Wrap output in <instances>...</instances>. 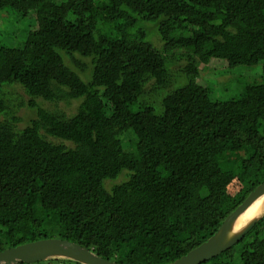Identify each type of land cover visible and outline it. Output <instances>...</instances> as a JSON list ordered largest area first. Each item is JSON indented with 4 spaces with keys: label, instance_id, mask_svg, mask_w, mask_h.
Listing matches in <instances>:
<instances>
[{
    "label": "trees",
    "instance_id": "trees-1",
    "mask_svg": "<svg viewBox=\"0 0 264 264\" xmlns=\"http://www.w3.org/2000/svg\"><path fill=\"white\" fill-rule=\"evenodd\" d=\"M0 18V253L57 238L171 264L264 183V0H0ZM215 61L262 77L213 100ZM219 175L236 188L215 195ZM204 264H264V217Z\"/></svg>",
    "mask_w": 264,
    "mask_h": 264
},
{
    "label": "water",
    "instance_id": "water-1",
    "mask_svg": "<svg viewBox=\"0 0 264 264\" xmlns=\"http://www.w3.org/2000/svg\"><path fill=\"white\" fill-rule=\"evenodd\" d=\"M262 196L264 183L228 216L214 236L171 264H204L238 244L264 217L262 213L239 230L234 229L239 218ZM51 260H71L80 264H119L101 258L79 244L57 238L25 244L0 253V264H34Z\"/></svg>",
    "mask_w": 264,
    "mask_h": 264
},
{
    "label": "rangeland",
    "instance_id": "rangeland-1",
    "mask_svg": "<svg viewBox=\"0 0 264 264\" xmlns=\"http://www.w3.org/2000/svg\"><path fill=\"white\" fill-rule=\"evenodd\" d=\"M4 18L8 20V17L6 15H4ZM6 24V20L0 18V29L2 27L6 28ZM148 27L152 28L153 25L148 24ZM151 38L157 48L162 47V43L160 42L158 35L156 34V31L154 29ZM183 64L184 62H181L173 66V70L175 71V73L180 71V66ZM262 66V62L252 63L251 65L247 66L238 65L232 68L228 66L225 67L224 64L218 63V61H215L214 63L209 65L200 64L199 68L202 71V76L200 77L199 82L200 84L205 85L211 89V98L213 100H224L241 91L244 84L259 81L262 77ZM14 92V95L17 98L22 97L21 99L25 101L29 99L21 89H12V93ZM14 102L15 104H17V100H14ZM61 107L65 109L69 115H72L76 112L78 103L73 102L70 106H66V104L61 103ZM181 114L186 121H191L193 119V113L189 105L182 107ZM18 115L22 118V121L19 125L20 128L26 127L30 118L34 117L33 113L28 109H25V107L18 109ZM125 180L126 176L123 175L115 182H107V186L110 188L114 184H119L121 182H124ZM236 186V182L233 181L232 178L228 175H219L211 183V189L215 195H217L225 187L233 190L236 188ZM262 213L264 214V211Z\"/></svg>",
    "mask_w": 264,
    "mask_h": 264
},
{
    "label": "bare ground",
    "instance_id": "bare-ground-1",
    "mask_svg": "<svg viewBox=\"0 0 264 264\" xmlns=\"http://www.w3.org/2000/svg\"><path fill=\"white\" fill-rule=\"evenodd\" d=\"M264 211V196L260 197L253 203L250 208L239 218L236 223L235 231L239 230L246 224L249 220L259 216Z\"/></svg>",
    "mask_w": 264,
    "mask_h": 264
}]
</instances>
